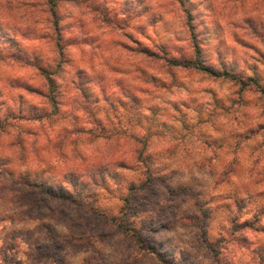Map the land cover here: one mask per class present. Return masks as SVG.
Listing matches in <instances>:
<instances>
[{"label": "clouds", "instance_id": "clouds-1", "mask_svg": "<svg viewBox=\"0 0 264 264\" xmlns=\"http://www.w3.org/2000/svg\"><path fill=\"white\" fill-rule=\"evenodd\" d=\"M161 233L264 264V0H0V264H155Z\"/></svg>", "mask_w": 264, "mask_h": 264}, {"label": "rangeland", "instance_id": "rangeland-1", "mask_svg": "<svg viewBox=\"0 0 264 264\" xmlns=\"http://www.w3.org/2000/svg\"><path fill=\"white\" fill-rule=\"evenodd\" d=\"M49 203L52 208L66 213L69 218L75 217L77 215V210L65 201L51 199ZM167 235V233H161L156 238L157 242H151L155 247V264H171L172 252L164 243ZM68 258L71 260V264H81L79 258L77 257L69 255Z\"/></svg>", "mask_w": 264, "mask_h": 264}, {"label": "trees", "instance_id": "trees-1", "mask_svg": "<svg viewBox=\"0 0 264 264\" xmlns=\"http://www.w3.org/2000/svg\"><path fill=\"white\" fill-rule=\"evenodd\" d=\"M158 256V255H157ZM159 257V256H158Z\"/></svg>", "mask_w": 264, "mask_h": 264}]
</instances>
